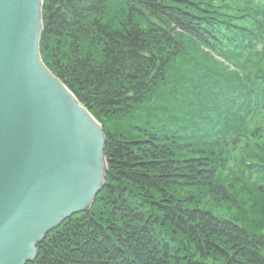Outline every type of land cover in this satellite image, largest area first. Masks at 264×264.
Wrapping results in <instances>:
<instances>
[{"label": "trees", "instance_id": "1", "mask_svg": "<svg viewBox=\"0 0 264 264\" xmlns=\"http://www.w3.org/2000/svg\"><path fill=\"white\" fill-rule=\"evenodd\" d=\"M43 15V62L102 122L108 169L27 264H264V213L204 207L234 202L230 147L264 191V80L243 72L264 59V0H44Z\"/></svg>", "mask_w": 264, "mask_h": 264}, {"label": "water", "instance_id": "2", "mask_svg": "<svg viewBox=\"0 0 264 264\" xmlns=\"http://www.w3.org/2000/svg\"><path fill=\"white\" fill-rule=\"evenodd\" d=\"M44 0H0V264H27L105 183L102 125L43 62Z\"/></svg>", "mask_w": 264, "mask_h": 264}, {"label": "rangeland", "instance_id": "3", "mask_svg": "<svg viewBox=\"0 0 264 264\" xmlns=\"http://www.w3.org/2000/svg\"><path fill=\"white\" fill-rule=\"evenodd\" d=\"M219 5V4H218ZM226 10L229 12H234V4L230 3V7L226 6ZM223 8V7H222ZM43 15V9H42ZM44 17V15H43ZM41 42V40H40ZM248 69H245L243 72L248 75L249 79L256 80L255 73L257 77L261 80H264V59L258 61L256 64H248ZM262 70V71H261ZM263 82V81H262ZM262 89V87H259ZM260 120V119H259ZM99 121V120H98ZM104 120V124H105ZM261 121V120H260ZM102 125V122L99 121ZM103 127V126H102ZM264 141V136H263ZM245 140L242 145L245 144ZM251 143V142H250ZM240 145V144H239ZM229 153L223 155L222 163L224 166L223 175L227 177V183L234 184L231 190L233 193L234 202L232 204L224 202L220 198L214 199L209 197L207 203L204 205L205 208H211L213 212L217 215L225 217H241V214H253V213H264V191L259 190L258 186L262 185L261 178L257 174H249L244 168V161L248 160V154L240 149V146L237 148H229ZM223 176V177H224ZM107 177V174H106ZM106 180V178H105ZM236 193V194H234ZM250 196H255L249 198ZM240 214V215H239ZM242 218V217H241ZM250 228L253 226L250 224Z\"/></svg>", "mask_w": 264, "mask_h": 264}, {"label": "bare ground", "instance_id": "4", "mask_svg": "<svg viewBox=\"0 0 264 264\" xmlns=\"http://www.w3.org/2000/svg\"><path fill=\"white\" fill-rule=\"evenodd\" d=\"M44 6V5H43ZM43 9V8H42Z\"/></svg>", "mask_w": 264, "mask_h": 264}]
</instances>
